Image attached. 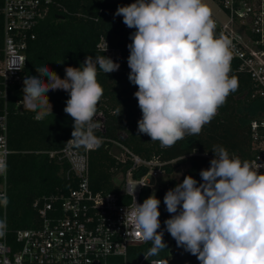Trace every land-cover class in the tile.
I'll return each instance as SVG.
<instances>
[{
    "label": "clouds",
    "instance_id": "obj_1",
    "mask_svg": "<svg viewBox=\"0 0 264 264\" xmlns=\"http://www.w3.org/2000/svg\"><path fill=\"white\" fill-rule=\"evenodd\" d=\"M115 16L135 30L127 45V66L141 111L138 135L168 148L200 134L239 86L229 76L231 41L214 35L210 9L202 0H133L118 6ZM119 67L105 55H87L82 67H65L60 78L42 65L36 68L37 75L23 79L21 105L35 113L36 120H43L53 115L47 93L67 92L64 112L73 120L71 140L99 147L102 141L94 132L102 129L96 113L103 88L97 75ZM212 153L209 167L199 172V182L185 175L166 191L163 203L170 216L164 229L159 219L161 201L154 192L142 203L135 201L130 215L138 235L151 242L148 255L152 256L166 249V230L177 247L195 256L199 264H264V173L259 172L264 164L257 163L253 170L247 161L230 158L222 146ZM6 175V159H0V176ZM8 203L6 191L0 192V207ZM6 231L5 216L0 218V238Z\"/></svg>",
    "mask_w": 264,
    "mask_h": 264
},
{
    "label": "trees",
    "instance_id": "obj_2",
    "mask_svg": "<svg viewBox=\"0 0 264 264\" xmlns=\"http://www.w3.org/2000/svg\"><path fill=\"white\" fill-rule=\"evenodd\" d=\"M56 1L65 10L52 12L36 28L35 38L28 42L26 49L24 71L27 76L37 75L36 68L47 65L64 78L65 67H82L87 55H105L97 48L100 38H105L122 52V57L116 61L120 64L117 71L109 74L100 71L97 75L103 96L98 102L96 117L101 121L102 129L94 135L102 142L88 153L87 179L93 191L118 192L115 173L125 170L129 164L120 163L112 153L115 142L143 159L156 158L166 162L164 167L168 177L155 192L161 201L159 219L161 229H164L163 222L169 218L163 203L166 191L182 182L185 175H191L199 182V172L209 167L215 147L222 146L230 158L250 164L256 154L250 122L264 116V100L255 93L256 85L246 72L230 70L229 76L238 80V89L229 94L226 103L219 107L217 115L200 134L186 136L172 147L161 148L158 141L151 142L149 136L137 133L141 111L133 95L137 87L128 80L130 69L127 66V45L131 40L119 27V16L114 17L115 11L111 9L96 15L106 0ZM22 87H12L6 175L9 203L6 208L0 207V218L7 217V231L0 240L5 238L9 244H14L16 230L39 225L34 201L41 202L49 195L60 194L75 185L66 175L67 165L54 161L46 153L60 150L72 139L73 120L64 112L68 93L63 90L47 93L53 115L38 121L35 113L25 111L21 104L15 106V102L23 98ZM173 165L187 166L178 179L169 177ZM163 239L168 245L166 230Z\"/></svg>",
    "mask_w": 264,
    "mask_h": 264
},
{
    "label": "built area",
    "instance_id": "obj_3",
    "mask_svg": "<svg viewBox=\"0 0 264 264\" xmlns=\"http://www.w3.org/2000/svg\"><path fill=\"white\" fill-rule=\"evenodd\" d=\"M133 0H106L105 9ZM210 9L216 27L214 35L231 41V70L246 72L264 100V0H202ZM65 10L56 0H2L0 5V159L9 154V113L12 87L23 85L27 74L26 49L35 30L54 11ZM95 17V16H91ZM119 27L130 38L129 29L119 16ZM107 44V51H105ZM97 48L114 62L122 57L120 48L100 38ZM23 65V68H20ZM21 104L16 101L15 106ZM256 154L250 162L264 164V116L250 122ZM95 145H77L73 140L60 150L46 153L67 165L66 175L75 182L60 194L34 201L40 223L14 232V244L0 240V264H199L195 256L169 244L158 255H148L151 242H144L131 218V211L149 195L155 194L151 179L167 177L164 161L143 159L115 142V157L129 165L115 173L118 192L93 191L88 184V153ZM173 163V161H170ZM264 173V168L259 169ZM139 174L135 176V174ZM166 180V178H165ZM164 180V181H165ZM136 185V186H135ZM135 186L132 195V187ZM160 186V185H159ZM158 186V188H159ZM157 188V189H158ZM6 191V177L0 176V192ZM134 196V197H133ZM170 216V214H169Z\"/></svg>",
    "mask_w": 264,
    "mask_h": 264
},
{
    "label": "rangeland",
    "instance_id": "obj_4",
    "mask_svg": "<svg viewBox=\"0 0 264 264\" xmlns=\"http://www.w3.org/2000/svg\"><path fill=\"white\" fill-rule=\"evenodd\" d=\"M112 153L117 155L118 152H117V149L113 148L112 149ZM187 168L186 165H173V171L172 173L169 175V177H172L174 179H178L179 176L181 175V173ZM168 177V176H167ZM167 177H160L158 178V180L156 179H151L152 181V188H153V191L157 190L158 186L164 182L165 178ZM175 249H180L182 251H184L182 248H178L177 245L173 246Z\"/></svg>",
    "mask_w": 264,
    "mask_h": 264
},
{
    "label": "water",
    "instance_id": "obj_5",
    "mask_svg": "<svg viewBox=\"0 0 264 264\" xmlns=\"http://www.w3.org/2000/svg\"><path fill=\"white\" fill-rule=\"evenodd\" d=\"M59 17H62V16H59ZM173 244H176L175 240L172 241Z\"/></svg>",
    "mask_w": 264,
    "mask_h": 264
}]
</instances>
